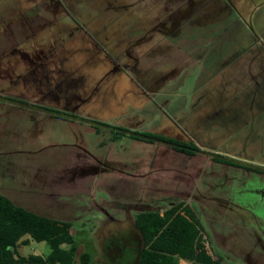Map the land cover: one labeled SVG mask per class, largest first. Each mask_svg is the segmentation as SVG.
<instances>
[{"label": "rangeland", "instance_id": "1", "mask_svg": "<svg viewBox=\"0 0 264 264\" xmlns=\"http://www.w3.org/2000/svg\"><path fill=\"white\" fill-rule=\"evenodd\" d=\"M184 7L183 0H0V97L47 110L0 101V190L29 211L72 221L76 264L86 252L90 264H133L142 246L135 216L179 202L197 213L215 257L264 264V173L213 158L264 170V136L248 144L245 129L206 121L196 92L207 80L191 60L176 75V48L163 52L167 41L209 37V27H228L218 32L229 42L264 41V0L223 15L208 7L188 26L204 30L143 41L149 27L168 16L169 25ZM102 124L195 143L201 153L117 136ZM80 159L101 170L75 176ZM39 244L19 252L37 254Z\"/></svg>", "mask_w": 264, "mask_h": 264}, {"label": "trees", "instance_id": "2", "mask_svg": "<svg viewBox=\"0 0 264 264\" xmlns=\"http://www.w3.org/2000/svg\"><path fill=\"white\" fill-rule=\"evenodd\" d=\"M114 133L117 136L126 135L119 131ZM146 136L153 141L167 142L174 149L191 156L200 152L195 143H181L150 134ZM214 160L264 173L263 169L241 162L219 157ZM135 226L142 246L133 264H225L223 258L215 257L207 246L205 228L195 210L185 202H179L164 212H140L135 216ZM32 241L46 243L48 255H22L19 249ZM78 249L72 223L54 220L17 206L0 192V264H76ZM80 262L90 264L92 255L83 253Z\"/></svg>", "mask_w": 264, "mask_h": 264}, {"label": "crops", "instance_id": "3", "mask_svg": "<svg viewBox=\"0 0 264 264\" xmlns=\"http://www.w3.org/2000/svg\"><path fill=\"white\" fill-rule=\"evenodd\" d=\"M229 1L236 10L241 8V6L239 8V5H242L243 8L244 0ZM188 26L193 25L184 22L181 27H178L177 35L174 37H181L183 31L190 28L197 30L206 28ZM218 28L209 27L210 35L207 38L202 39L200 35L194 39L187 38L181 40L177 46H172L167 41L164 44L165 47L162 45L160 48L164 47L163 52L167 54L172 47L176 48V53L181 60L175 71L176 75L182 76L186 70L189 71L191 67L187 65L191 60L194 61L193 66L195 68L193 69L199 77L204 76L202 78L207 80L206 84L199 86L196 92L198 104L203 105L206 109L202 116H208V113H210L208 117H205L206 121H210L212 125L217 127L225 125V127L243 128L245 129L243 137L246 138L244 142L253 143L254 145L260 141L262 142V136H264V41L262 39H258L253 43L247 41V45L246 41L229 42V40L219 38L218 32V30H222L226 34L228 27H224V30ZM170 37V35H167V38ZM232 48H240L242 55L235 56ZM164 88L165 84H162V86L158 84L157 91L160 92ZM239 159L242 160L243 158L240 157ZM6 191L8 190H0L1 193ZM9 199L17 206L24 207L17 204L11 197ZM35 213L42 215L38 212ZM49 218L72 223L68 219ZM37 249L36 252L42 256L49 253L48 245L44 242L40 243Z\"/></svg>", "mask_w": 264, "mask_h": 264}, {"label": "flooded vegetation", "instance_id": "4", "mask_svg": "<svg viewBox=\"0 0 264 264\" xmlns=\"http://www.w3.org/2000/svg\"><path fill=\"white\" fill-rule=\"evenodd\" d=\"M168 2L171 1V0H167ZM176 1V0H175ZM177 1H182V0H177ZM185 2V7L184 9H182L181 11H176V14H175V19L171 22L170 24L168 25V21L169 20V16L167 18H164L162 21H158V23L156 25H154L153 27H149V29L146 31L147 32V35H148V38H144L143 41H148L150 39L149 36H153L155 33H161L163 35V37H167V35H170L171 37H174L177 35V30H178V27H181L182 24L187 21V19L191 20V18L195 17L196 21L195 23H189V22H185L187 24H191V25H195V24H199V22L202 20V17L206 16L207 12L209 10H211L212 12H220V15L222 14L223 15V12L225 9H230L231 10H236L235 7L231 4H230V1L229 0H224V4L221 3L223 0H183ZM208 3V4H207ZM209 7V10L206 8ZM218 8V11H216V9ZM164 11L167 13V12H170L169 11V8L167 7H163ZM204 11V13H203ZM218 14V13H217ZM188 20V21H189ZM168 22V23H167ZM0 101H4V102H8V103H12V104H15V105H18L20 107H25V108H33L34 110H40V111H47V110H44V109H40L38 107H35V106H31V105H27V104H22L20 102H14V101H10V100H7V99H4V98H1L0 97ZM51 115H53L54 117L56 118H63V119H76L78 120L79 118H73L71 116H67V115H63L61 113H57V112H52V111H48ZM82 122H86V123H90L92 124L93 126H100V124L96 123V122H90V121H85V120H81ZM103 128H106V130H112V128H110V126H107V125H104L102 124L101 125ZM116 132V129L113 131V133ZM118 132V131H117ZM126 135H133L137 138H140V139H143V140H147V141H152V142H159V143H164L165 145L171 147V148H174L173 145L167 143V142H162V141H158V140H152V138L146 136L145 135H139V134H136V133H131V132H126L125 133ZM180 142V141H178ZM182 143V142H181ZM198 153H201V152H198ZM197 153V154H198ZM75 157H78L80 158L79 156V153H76ZM81 160V159H80ZM87 161L86 159L81 160V165L79 164L78 166L75 167H72V171L75 173V176L77 175H81V176H87L89 175L90 173H94V171L97 170V167L91 163H87L85 162ZM99 162V161H98ZM97 162V165L99 164ZM98 170H101L100 168ZM97 170V171H98ZM73 174V173H72Z\"/></svg>", "mask_w": 264, "mask_h": 264}]
</instances>
